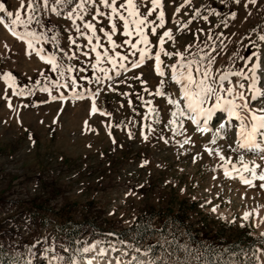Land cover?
<instances>
[{
	"label": "rangeland",
	"instance_id": "374dc122",
	"mask_svg": "<svg viewBox=\"0 0 264 264\" xmlns=\"http://www.w3.org/2000/svg\"><path fill=\"white\" fill-rule=\"evenodd\" d=\"M78 2L74 0L69 6L49 0V8L41 6L34 13L40 22L34 19L28 25V30L41 36L39 41H33L35 47L43 48L45 56L55 55L57 63L63 66V77L28 49L27 37L21 40L0 24V264H64L65 246L53 225L60 217V209L67 204L68 214L74 219H80L86 212L95 224L94 238L81 247L80 256L73 257L71 264H153L148 251L139 248L134 243L136 239L130 236L133 218L173 212L183 199L196 203L188 221L233 220L247 225L252 235L263 233L264 188L260 184L264 181L255 179L248 185L241 181L240 175L252 179L243 170L244 164L250 168L260 165L257 175L264 172V128L257 130L256 144L248 149L240 146L244 143L240 120L232 119L222 109H217L210 119L199 117L198 125L187 118H181L182 124L178 120L177 124L169 125L175 105L168 104V99L179 100L181 107L185 106L181 86L171 80L168 67L180 57L161 54L164 77L155 72L154 58L146 59L139 68H131L130 62L139 58L137 54L129 57L128 70H121L119 77L110 71L113 79H103V74L91 67L95 63L91 48L97 43L95 37L92 44L88 43L91 30L84 29V21L76 19L73 24L67 17ZM0 3L13 12V17H8L6 11L0 12L5 23L10 25L18 10L21 19L27 20L29 11L20 8L21 0H0ZM183 3L184 0H161L165 27L158 28L156 35L148 30L153 55L159 50L158 37L171 29L173 39L165 38V51L181 52L187 59L200 60L201 73L205 68L210 71L209 83L217 90L220 84L224 89L233 88V94L220 91L225 99L235 97L239 105L242 101L238 94L243 93L248 107L237 111L241 120L252 126L253 115H264V41L259 39L264 35V0H258V6L248 7L244 6L247 0H241L240 4L235 0L224 3L192 0L191 5L176 12ZM142 4L139 11L146 13L151 7L150 0H142ZM98 6L101 11H109ZM51 7H56L60 15L51 12ZM86 7L89 12L82 14L86 20H92L93 6ZM194 8L200 9L201 17L208 15L209 20L198 17L182 29ZM213 9L216 14H211ZM160 10L150 19L155 20ZM95 23L100 43L114 54L100 32V28L111 31L109 21L101 17ZM76 25L86 32L84 36L77 32ZM16 30L23 33L26 29L18 25ZM122 32V23H117L113 34L115 51L127 53L128 46L121 47L127 39ZM131 39L135 41V37ZM253 64L259 65L255 71V93L249 87ZM68 67L73 69L71 73L65 70ZM101 67L111 65L103 63ZM240 71L247 75H233ZM8 72L15 78L16 89L24 91V95L13 94L10 82L3 79ZM225 73L228 80L220 81L219 77ZM36 75L44 77V81L21 86L20 80ZM97 76L102 77L99 84L95 83ZM194 76L201 78L195 71ZM72 77L78 83L75 92L54 86L56 81L62 84ZM45 86L52 95L59 97L63 93L64 99L52 100L48 92L40 91ZM157 89L164 95H155ZM75 93L82 94V98ZM94 94L98 111L91 114ZM7 98L11 99V109ZM213 103L214 97L204 107ZM149 108L155 111L150 113ZM201 128L207 131H199ZM143 134L148 136L147 140ZM185 139L189 142L184 143ZM209 150L215 151L209 154ZM145 160L148 163L141 167ZM225 168L229 175H225ZM85 203L88 206L82 209ZM154 219L155 216L150 222L155 223ZM162 251L154 257L158 264H176ZM185 258L188 261L190 254ZM255 258L264 264V249H258Z\"/></svg>",
	"mask_w": 264,
	"mask_h": 264
},
{
	"label": "snow or ice",
	"instance_id": "6c2138e0",
	"mask_svg": "<svg viewBox=\"0 0 264 264\" xmlns=\"http://www.w3.org/2000/svg\"><path fill=\"white\" fill-rule=\"evenodd\" d=\"M55 4L60 5H73L74 0H54ZM151 7L147 8L146 13H141L139 11L140 7L143 6L142 0H123V2H119V0H79L78 3H75V6L67 12V17L70 21H72L73 24L76 23V19H79L81 21H84L83 27L85 30H91V35H88V43L92 44L93 37H95L97 43L92 46L91 51L95 53V63L91 65V67L94 70H97L103 74V79L111 81L113 79V76L109 75L110 71H114L115 76L119 77L121 75V70H128V66L126 62L129 61V57H136L138 54V59H133L130 62V67L133 69L139 68L141 65L145 63L146 59H153L155 60V72L160 76L164 77L165 72L161 65L163 64V61L161 59V54H163L166 57H174L178 56L180 57L179 61L177 63L171 64L168 67L171 69V80L174 81L176 84H179L181 86V94L185 101V106L181 107V102L179 100H175L172 98L168 99V104L175 105V110L171 112L172 119L169 120V125H175L177 124L178 120L182 124L181 118H187L191 120L194 124H199L200 120L199 117H205L206 119H210L217 109H222L223 111L227 112L228 115L231 117L233 115H237V109L238 108H247L248 105L245 101V97L243 93H239V98L242 101L241 104L237 105L235 102V97L233 99H225L221 96L220 91H226L229 94H233L234 90L233 88L229 87L227 89H224L223 84H220L219 88L220 90H217V88L212 84L209 83V79L211 78L210 71L205 68V70L201 73V69L199 67L200 60L196 59H187L184 53L181 52H167L164 49L165 44V38L168 40H172V30L168 29L167 31L163 32V35H160L158 37L159 42V50L155 51L154 55L152 52V46L149 40V29L150 33L152 35L157 34V29H163L165 27V13L162 10L163 5L161 4V0H150ZM192 0H184V3L181 4L179 7L176 8V12H179L181 8L185 7L186 5H191ZM221 3H224V0H221ZM236 4H240L241 0H235ZM86 5H92L94 15H92V20H86L85 16L82 14L83 12H89V9L86 7ZM98 5H102L103 8L108 9L109 11L106 13L104 11H101L100 7ZM249 5H257L258 6V0H247V3L244 5L245 7H248ZM49 8V0H42V3L40 0H28V3L25 5L24 0H21L20 8L21 9H27L29 11V15L27 20L21 19V12L18 10L15 13V18L11 20L10 25L8 23H5V18L3 16H0V24H3L4 27L11 32V34L15 37H18L21 40H24L26 37L27 40V46L28 49H31L35 52L37 56L41 60H45L46 63L51 65L52 71L59 72L60 75L64 76V70L62 69V65L57 63L55 55L52 56H45L43 55V48H37L35 47L33 41L37 40L39 41L41 39L40 34H38L34 30H28V25L36 19L34 16V13L40 8ZM157 9H161L156 16L155 20L150 19V17L153 16L154 13H156ZM7 13L8 17H13V12L7 11L5 9L4 4L0 3V12ZM51 12L56 13L57 15H60V12L56 7L50 8ZM91 14V13H89ZM211 14H216L215 10L213 9L211 11ZM233 16H235V13H232ZM101 17H106L109 21V25L111 28V31H106L104 28H100V32H102L109 44L111 45V51L114 54H110V50L108 48H104V46L100 43V37L96 35L97 28L95 21L99 20ZM202 18L204 21L209 20L208 15H203L201 17V12L199 8H194L192 15L190 19L187 21V23H184L182 25V29H186L189 24H191L196 18ZM36 22L39 23V19H36ZM117 23H122L123 26V32L122 35L124 37H127L123 41V46H128L130 51L127 53H122L120 51H115L117 44L116 41L113 40V34L117 31ZM23 25L25 27V31L23 33L18 32L16 30V26ZM76 30L79 32L81 36H84L86 34L85 31H82L79 25H76ZM198 31L202 32L203 29H199ZM132 37H135V41L131 39ZM71 43L75 44L76 41L73 40L71 37L69 38ZM259 39L261 41H264V35L259 36ZM188 48L191 47V45L187 46ZM98 48H103V52L98 51ZM31 54V53H29ZM85 55H88V53H85ZM202 59V58H201ZM211 60V57L209 58ZM103 63H107L111 65V68L108 67H101ZM259 67V65L253 64L250 71L252 73V83L250 84V89L254 91V93L257 91L255 88V71L256 68ZM67 72L71 73L72 68L68 67L65 69ZM83 71V70H82ZM194 71L198 74H200L201 78L197 79L194 76ZM233 75H247L243 71L233 73ZM3 79L6 81H9V87L12 88L14 95H24V91L16 89L15 86V78L12 76L10 72L3 74ZM83 79H87V77H84ZM134 79L141 80L140 77H134ZM220 81H226L228 80V74L225 73L219 77ZM102 81L101 76H97L95 79V83L99 84ZM124 81H121L123 83ZM141 83H146V81L141 80ZM55 87H64V88H70V90L75 92L76 87L78 86L77 79L75 77H72L70 80L65 81L61 84L60 81H56L54 84ZM109 89L112 91H115L114 88L109 85ZM147 90V89H145ZM40 91L48 92L51 96L52 100L57 99H64V94L61 93L58 96L52 95L51 90L45 86L40 89ZM99 90H97L98 93ZM31 94V93H29ZM78 97L82 98V94L75 93ZM124 95H127V93H124ZM155 95L161 96L164 95L163 92H161L159 89L156 90ZM214 97V103L211 107H204L206 102L209 99H212ZM150 101H145V104H150ZM7 106L8 108H12L13 105L11 103V99L7 98ZM98 111L95 103V94L92 98L91 103V114H95ZM155 109L149 108V112H154ZM102 115H110L109 113H102ZM252 120L255 122L252 125L251 131L245 132L244 125H241V132L240 135L244 138V143H242L241 147H247L251 146L252 142L255 140V133L258 129L264 128V115H253ZM87 125V121L84 122ZM151 127L150 125L148 126ZM223 127V125H221ZM199 131H207L206 128L198 129ZM111 135V133H109ZM129 138H132V133H128ZM143 139L147 140L148 136L146 134H143ZM160 139L164 140L165 143H167V140L164 139V137H160ZM189 141L185 139L184 143H188ZM215 141H213L214 143ZM113 143L115 144L116 141L113 140ZM122 147V145H120ZM215 150H209V154H212V152ZM221 160H224L225 157L223 155L220 156ZM243 159V157H241ZM148 161H144L141 167L146 165ZM260 165H255L254 167H249V165L244 164L243 170L246 172H249L252 179H247L243 175H240V179L243 183L251 185L252 181L255 179H259L260 181H264V172H260L259 175H257L256 169L259 168ZM225 175H229L228 169L225 168ZM141 188H143V185H140ZM261 188H264V183L260 184ZM215 210V209H213ZM246 216L248 214H245Z\"/></svg>",
	"mask_w": 264,
	"mask_h": 264
},
{
	"label": "trees",
	"instance_id": "16d2710c",
	"mask_svg": "<svg viewBox=\"0 0 264 264\" xmlns=\"http://www.w3.org/2000/svg\"><path fill=\"white\" fill-rule=\"evenodd\" d=\"M44 79L36 75L20 80V83L22 87H27L40 84ZM67 205L60 209V217L53 229L65 246L63 253L67 256L64 264H71L73 257L80 256L81 247L94 238L95 224L94 218L86 212L81 214L80 219H74L68 214L70 206ZM87 206L85 203L81 208ZM195 206V201L183 199L173 212L135 216L133 227H130L132 232H126H131L130 236L136 239L134 243H138L139 248L148 251L153 264H158L159 260L154 257L160 250L176 264H259L255 257L258 249H264V232L252 235L244 223L237 224L233 220L220 218L211 222L198 218L196 222L188 221L189 213ZM154 216L156 222L151 223ZM153 236L156 240H152ZM187 253L190 254L188 261L185 258Z\"/></svg>",
	"mask_w": 264,
	"mask_h": 264
},
{
	"label": "bare ground",
	"instance_id": "6f19581e",
	"mask_svg": "<svg viewBox=\"0 0 264 264\" xmlns=\"http://www.w3.org/2000/svg\"><path fill=\"white\" fill-rule=\"evenodd\" d=\"M237 113H238V116L237 115H233L231 118L232 119H239L240 120V128H241V125L243 124L244 125V130H245V132H249V131H251V128H252V126L250 125L249 126V124H248V122H246V120H244V122L241 120V116H240V114H239V112L237 111ZM245 123H247V124H245ZM228 124V123H227ZM240 132H241V130H240ZM256 140V139H255ZM255 140L252 142V144H251V146H255V144H256V142H255ZM251 146H247V148L248 149H250V147ZM115 262V261H114ZM81 264V263H80ZM107 264H113L112 262H108Z\"/></svg>",
	"mask_w": 264,
	"mask_h": 264
}]
</instances>
